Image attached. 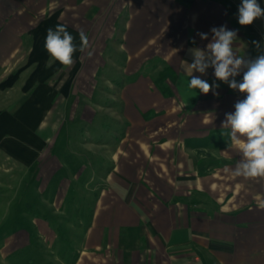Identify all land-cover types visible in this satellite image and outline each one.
I'll return each instance as SVG.
<instances>
[{
  "label": "crops",
  "instance_id": "obj_1",
  "mask_svg": "<svg viewBox=\"0 0 264 264\" xmlns=\"http://www.w3.org/2000/svg\"><path fill=\"white\" fill-rule=\"evenodd\" d=\"M240 3L0 0V69L22 61L0 82L7 99L24 74L21 102L0 110L1 148L15 162L36 165L43 206L15 245L37 243L52 264H264V178L232 175L240 156L221 128L245 94L216 80L211 67L192 75L218 88L202 94L186 87L188 50L204 49L213 27L237 32V56L259 55L253 41L264 49V18L239 25ZM58 24L75 37L70 66H48L44 41ZM81 31L88 37L82 51ZM106 63L119 79L100 76L98 92L114 102L93 106L121 127L112 141H89L92 74ZM73 122L86 126L84 139L71 140ZM89 151L102 160L92 164Z\"/></svg>",
  "mask_w": 264,
  "mask_h": 264
},
{
  "label": "clouds",
  "instance_id": "obj_2",
  "mask_svg": "<svg viewBox=\"0 0 264 264\" xmlns=\"http://www.w3.org/2000/svg\"><path fill=\"white\" fill-rule=\"evenodd\" d=\"M238 24L251 25L254 20L264 18V9L257 0H241L238 6ZM211 40L204 49L190 48L193 57L191 63L185 61L189 72L188 90L198 89L207 94L219 87L209 84L193 72L205 74L209 67L214 69V77L228 85L232 90L245 94V98L234 104V111L225 113L221 128L227 132L232 146L237 150L240 159L231 170L232 175L246 179L264 178V49L261 44L253 41V45L260 50L255 58L237 56L233 52V41L237 39V32L226 26L210 29ZM201 40H208L207 33H197ZM75 37L67 27L58 24L55 29L49 28L44 41V49L50 57L48 66L58 62L62 66L73 63V54L77 51ZM80 50L88 46V37L84 32L79 34ZM195 43V40L192 41ZM91 55V53L89 54ZM242 74V79L236 77ZM218 95V93L214 92ZM213 122V121H212ZM258 207L264 209V199H258Z\"/></svg>",
  "mask_w": 264,
  "mask_h": 264
},
{
  "label": "rangeland",
  "instance_id": "obj_3",
  "mask_svg": "<svg viewBox=\"0 0 264 264\" xmlns=\"http://www.w3.org/2000/svg\"><path fill=\"white\" fill-rule=\"evenodd\" d=\"M82 23L85 24V22ZM21 62L22 61L15 63L12 69H0V82L4 80L7 75L10 74L11 76L20 71L18 66ZM92 71L94 70L89 68V76ZM102 75H110V77L117 80L119 79V71L106 63L104 66L100 65L98 70L95 71V74H92L93 81L89 89V124H87L89 141H112L113 139L111 136L119 127H121L115 117L109 116L107 113L101 111L102 109H96L93 106V102L95 101L100 104L114 102L112 96H108V98L106 93L101 96L98 92L101 87L99 77ZM23 77L24 74H20L15 81L13 88L17 94H9V99H7V89L0 88V110L4 109L9 104L11 105L12 103L15 104L21 102L19 92ZM109 91H111L110 88L106 86L105 92ZM64 119L67 121L68 117H65ZM78 123L73 122L71 125L69 124L71 130H78V133L70 134L71 140L76 136L81 139L86 137V134L84 133L86 126L84 124L82 125V123L79 125ZM79 126H83L82 131L78 129ZM63 130L64 124L61 131L56 136V142L60 141V136ZM56 132L57 131L54 133ZM1 147H4V145L0 139V264H52L44 259L45 253L42 252L43 248H40L37 243L35 244L31 241L30 243H25L23 245H15V236L21 232L22 229H27V225H30V216L34 212L35 207L42 208L43 206L40 205L38 195H35V191L38 189L36 186L37 181L33 174L36 165L33 164L30 167H26L15 162L6 157L5 151L2 150ZM97 157H99V155L92 154V152L89 151V159L92 164H95L98 159L102 160L100 157ZM72 241V239H69V242L72 243ZM62 247L66 256H70L71 247L65 243ZM49 258H51L53 263L55 262L54 259H52V255H49Z\"/></svg>",
  "mask_w": 264,
  "mask_h": 264
}]
</instances>
